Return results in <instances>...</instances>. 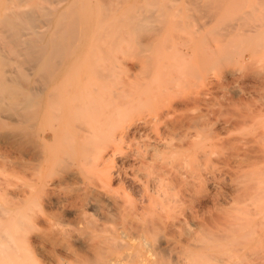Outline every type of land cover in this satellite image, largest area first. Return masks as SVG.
Here are the masks:
<instances>
[{"label":"bare ground","instance_id":"obj_1","mask_svg":"<svg viewBox=\"0 0 264 264\" xmlns=\"http://www.w3.org/2000/svg\"><path fill=\"white\" fill-rule=\"evenodd\" d=\"M54 1L0 0V264H168L170 257L177 264L204 258L228 264L258 255L264 98L249 102L229 85L232 77L224 83L231 97L226 92L223 101L191 89L208 65L232 57V48L254 40L264 45L258 8L264 1L222 18L216 11L241 0H181L179 16L204 15L210 24L223 19L214 24L215 39L201 36L202 23L200 36L193 32L197 38L189 41L165 35L172 0H146L147 6L99 0L94 7L90 0ZM119 9L122 17L106 19ZM128 39L140 52L142 78L109 86L111 67L95 66L113 59V48ZM156 41L171 54H146ZM145 109L148 117L132 115ZM220 122L234 137L214 129ZM126 178L141 185L140 199ZM208 182L218 198L200 213L192 206ZM169 189L181 194L179 214L169 207L179 201L167 196Z\"/></svg>","mask_w":264,"mask_h":264},{"label":"rangeland","instance_id":"obj_2","mask_svg":"<svg viewBox=\"0 0 264 264\" xmlns=\"http://www.w3.org/2000/svg\"><path fill=\"white\" fill-rule=\"evenodd\" d=\"M38 1V3L39 4H41V5H45V6H50L51 4H53L55 1L54 0H44V2L42 1V0H37ZM126 1H128L127 3L129 4H134V3H136V5L137 6H139L138 4H140V5H142V6H147V1L146 0H126ZM125 1V2H126ZM134 1V2H133ZM160 1H162V0H160ZM262 1V0H261ZM260 1V2H261ZM264 1V0H263ZM91 4H92V6L94 7L98 2H99V0H90L89 1ZM133 2V3H132ZM251 2V3H250ZM250 2H249V0H241L239 3H241V4H237V5H228V10L226 9L225 10V12H223V14H221V11H216V12H218V13H216L217 14V16H219L218 14H219V12H220V17H224V18H227L226 16H228L229 17V15H232L233 13H235L236 11H238V10H240V9H243V10H245V8L246 9H251L250 8V5H251V7H252V5L254 4V0H250ZM162 3H166L167 5H169L170 3V5H172L171 6V9L170 10H168V12L166 11V13L167 14H165L164 16V18L166 19V24H168L167 26H166V30H165V35L167 36V35H169V34H171V35H169V36H167L168 38H170V36L171 37H175V34H177L176 36L178 37V34H179V36H183L184 38H186L187 40H185V41H189L190 39H192L191 38V36H192V34H194V33H196L197 31L199 32V29L198 28H200V26L198 25V24H202L203 23V25H202V29H203V34H204V32H206V34L207 35H203L202 33H201V30H200V32L199 33H201V36H205V37H208V40H213V39H215V34H214V32H215V30H213L214 29V24L215 25H217V27L219 26L218 25V23H219V19H217V21H216V19H215V21L217 22V23H215L214 22V20H211V24L209 23V21L207 22V20L206 19H208L207 18V16H202V15H194L195 17H193V18H186V17H184L183 15H178V14H182L181 12H179L178 10H177V8L179 9V8H182V2H181V0H172V1H170V3H169V0H163L162 1ZM249 4V6L247 5V4ZM262 3H264V2H261V4L258 6V8L259 9H261V10H263L264 9V4L262 5ZM145 4V5H144ZM245 4V5H244ZM124 5V4H123ZM122 5V7L121 8H123L124 6ZM247 5V6H246ZM262 5V6H261ZM233 6V7H232ZM245 6V7H244ZM234 8V9H233ZM237 9V10H236ZM124 9H119L118 11H116V12H108L107 14H106V19H112L113 17H117V18H120V17H122L123 16V14H124ZM121 12H123L122 13V15H121ZM232 12V13H231ZM225 13V14H224ZM229 13H231V14H229ZM172 14V15H171ZM227 14H229V15H227ZM176 15V16H175ZM172 16H174L175 18H171ZM180 17V19L182 20H184L183 21V23L179 20V17ZM198 16V17H197ZM216 16V17H217ZM112 17V18H111ZM177 18H178V21L179 22H181L182 24H180V28L179 29H177V27H178V25H176L175 26V23H177L178 21H175V20H177ZM202 18H205V20L204 19H202ZM217 18H219V17H217ZM200 19H202V20H200ZM171 20V21H170ZM209 20V19H208ZM221 20H223V19H221ZM221 20H220V23L219 24H221L222 22H221ZM170 21V22H169ZM174 21H175V23H174ZM203 21H205V22H203ZM207 22V23H206ZM214 22V23H213ZM204 23H205V25L207 26L208 25V23H209V26L211 25V30L212 31H210V29H209V32L206 30V26L204 25ZM170 24H171V26H170ZM176 27V29H175V27ZM204 26V27H203ZM208 26V27H209ZM213 27V28H212ZM93 28H95L94 26H93ZM96 28H98V31H99V26L97 25L96 26ZM95 28V29H96ZM174 28V29H173ZM183 28V29H182ZM205 28V29H204ZM197 29V31H195ZM215 29H216V27H215ZM172 30V31H171ZM206 30V31H205ZM94 31H96L97 32V30H94ZM170 32V33H168V32ZM185 31H187L188 33H186ZM173 32V33H172ZM190 32H191V34H190ZM194 32V33H193ZM196 33V34H198L199 36H200V34L199 33ZM208 32V33H207ZM167 33V34H166ZM187 34V35H186ZM189 35H191V36H189ZM193 36H195V34L193 35ZM198 36V37H199ZM129 38V37H128ZM182 38V37H181ZM179 38V40H184V38ZM194 38H197V35L194 37ZM207 39V38H206ZM129 41L126 43V44H123L122 46H120L119 48H113L114 49V51L112 50V52H113V55H112V58L113 59H108V61L107 62H103V64H104V66H95V67H98V68H106V67H111V69H112V72H111V74H110V80H112V82H108V85L110 86L111 84H113L114 83V85H117V84H120V85H123V84H127V83H132V84H134V83H136L138 80H140V78H142V75H143V73H142V69H141V66H142V59L140 58V52L138 51V49H136V46L133 44V42L130 40V39H128ZM110 41V40H105L104 41V44H107L108 42ZM162 41V40H161ZM161 41H160V44H158L159 42H157L156 41V43L159 45V46H155V44L150 48V50H148V52H146V54H148V55H151L152 57H155V56H157V54L160 56V58L161 57H163L162 55H163V52H165L164 53V55H166V53L168 52H170L169 54H171V52H172V49H170V51L168 50H166V46L164 45L163 47H161L162 46V44H161ZM185 41H183V42H185ZM255 41V42H254ZM254 41H252V44H250L251 42H249V44L250 45H243V46H236V48L238 49L239 48V50H240V52H239V50H237V52L235 53L234 52V48H232V57L230 56V58L226 61V62H224L223 64H221V65H217V67L215 66L214 68L215 69H217V71L213 68V69H211L212 68V66H214V65H212L211 67H209L210 65H208V68L206 67L205 68V70H204V72L206 71V72H208V73H203L204 74V77L203 78H205L206 76H207V80L206 81H204L205 79H199V80H196V84L192 87V89H191V92H194V93H198V94H200L201 96L203 95L204 97H207V98H215V99H217L218 101H219V99H220V101H223V99L225 100L227 97H228V94H229V97H231V93L228 91V87L227 86H225V85H228V84H224V83H228L229 82V80L231 79L230 77H232V79L230 80V82H229V85L230 86H232L231 85V83H233L234 85V90H238V91H240L241 89H242V96L243 97H245V96H247V94H248V97H245V98H247L248 100H249V102H252V101H258L257 100V98H259V99H263L264 98V90L263 91H261V90H257V89H255L254 87L255 86H264V68L262 69V66L264 67V59H262V57L264 58V56H263V53L264 52H262L263 50H264V45L261 47V45H259L258 43H257V41L258 40H254ZM182 41H181V43H183ZM253 42H254V44H253ZM162 43H164V42H162ZM238 43H240V42H237V44L236 45H238ZM256 43L258 44V46H260L259 48L262 50H260L259 48H257L256 46ZM243 44V43H242ZM239 45H241V43L239 44ZM155 46V48H153ZM246 47H248V48H246ZM109 48V47H108ZM124 48V49H123ZM159 48H160V50H159ZM243 48V49H242ZM253 48V49H252ZM135 49H136V51H135ZM165 51H164V50ZM249 49V50H248ZM156 50V51H155ZM247 50V51H246ZM254 50H255V52L258 50V52H256V53H254ZM134 51V52H133ZM162 51V52H161ZM137 52V53H136ZM149 52H152V54L151 53H149ZM154 52H156L155 54H154ZM158 52H161V53H158ZM244 52V53H243ZM167 53V54H168ZM235 53V54H234ZM135 54H137V56H135ZM139 54V55H138ZM153 54L155 55V56H153ZM233 54H234V58H233ZM238 56H237V55ZM253 54V55H252ZM257 56H256V55ZM159 56L157 57V58H159ZM255 56L257 57V59L255 58ZM260 57V58H259ZM254 58V59H253ZM233 59H235V60H233ZM259 59L261 60V61H259ZM233 60V61H232ZM257 60V61H256ZM263 60V61H262ZM109 62V63H108ZM230 63V64H229ZM105 64H107V66H105ZM109 64H111V65H109ZM262 65V66H261ZM219 66V67H218ZM253 66V67H252ZM259 67V68H258ZM244 68H246V69H244ZM249 69V70H248ZM255 69V70H254ZM208 70V71H207ZM234 70V71H233ZM246 70V71H245ZM259 70V71H258ZM262 70V71H261ZM244 71H245V73H244ZM249 71V72H248ZM251 71V72H250ZM254 71V72H253ZM257 71V72H256ZM228 72H231V73H233V75L232 76H230L229 75V73ZM244 73V74H243ZM258 73H259V75H258ZM262 73V74H261ZM255 74V75H254ZM245 75V76H244ZM253 75V76H252ZM237 76V77H236ZM243 77V78H242ZM246 77V78H245ZM263 77V78H262ZM233 79H235V80H233ZM260 80V81H259ZM216 81V82H215ZM256 82V83H255ZM200 83V84H199ZM214 83V84H213ZM218 83H220V85L218 84ZM255 83V84H254ZM262 85H261V84ZM211 84H213V85H211ZM216 85V86H215ZM217 85H219V86H217ZM113 86V85H112ZM254 86V87H253ZM217 87V88H216ZM227 87V88H226ZM250 89H249V88ZM213 88V89H212ZM215 88V89H214ZM223 88V89H222ZM237 88V89H236ZM240 88V89H239ZM245 88V89H244ZM255 89V91H254V89ZM247 89L249 90L248 91V93H246V91H247ZM251 90V91H250ZM219 91V92H218ZM214 94H212V93ZM216 92H217V94H216ZM220 92H221V94H222V96H221V94H220ZM226 92L228 93V94H226ZM241 92V91H240ZM202 93V94H201ZM204 93H205V95H204ZM253 93V94H252ZM208 94L209 95H211V96H208ZM251 94V95H250ZM213 95V96H212ZM225 95H227V96H225ZM245 95V96H244ZM263 95V96H262ZM220 96V97H219ZM249 96H251V97H249ZM261 97V98H260ZM250 98V99H249ZM252 99V100H251ZM217 109H219V108H216L215 110H217ZM141 111V110H140ZM140 113V114H139ZM149 113H150V111H148L147 109H145V110H142L141 112H139V111H137V112H135V113H133L132 115H135V116H137V117H139V116H141V117H148L149 116ZM144 114V115H143ZM214 121H216L215 119H213ZM221 124L222 125H224L223 123H217L215 126H214V129L216 130V129H218V131H220V132H222L225 136L228 134V136L230 137L231 135L234 137V135H233V133H231V132H227L226 131V129L224 128V126H221ZM217 127V128H216ZM221 129V130H220ZM225 131V132H224ZM148 132H150L149 130H148ZM118 160V161H117ZM123 160V161H122ZM116 161H117V166H121L122 164H123V162H124V159H122V158H117L116 159ZM122 161V162H121ZM120 162V163H119ZM128 162H129V164L130 165H133L134 163H135V161H133V160H128L127 162L125 161V163L126 164H128ZM131 162V163H130ZM119 164V165H118ZM126 179H128V180H126ZM126 179H124V181L126 182L125 183V186L126 187H128L129 186V188H128V190L129 191H131V193L132 194H134V196L136 197V199L138 198V199H140L141 197L139 196V194L141 195V191H142V189H141V185H139V184H137V183H133L129 178H126ZM229 180V179H228ZM130 183H129V182ZM226 181V182H225ZM225 182V186H226V188H228L229 186L228 185H230V180L229 181H227V179L225 180V179H223V183ZM129 183V184H128ZM132 183V184H131ZM227 183H228V185H227ZM207 184H208V186H207ZM206 184V188H207V190L206 191H204V193H202L201 195H200V199L199 200H197V202H195L194 204H193V206H192V209L193 210H198L200 213L202 212V211H204V209H205V207L206 206H208V204L209 205H213L212 203H215L216 202V200H217V196H218V189L217 188H215V186L211 183V182H208ZM210 184V185H209ZM133 185V186H132ZM132 186V187H131ZM135 186V187H134ZM136 186H137V188H139V189H136ZM213 186V187H212ZM228 186V187H227ZM132 189H131V188ZM211 187H212V189H211ZM135 189V190H134ZM217 189V190H216ZM141 190V191H140ZM209 190V191H208ZM134 191V192H133ZM214 191V192H213ZM138 192H139V194H138ZM170 192V193H169ZM209 192H211V193H209ZM207 193H208V195H207ZM138 194V195H137ZM168 194L169 195H167V196H172L174 199L176 198V200L178 199L179 201H178V203L177 204H179L180 202H182V199H180L179 197H181V194L178 192V190L176 189H173V190H171V189H169L168 190ZM173 194V195H172ZM180 195V196H179ZM215 195V196H214ZM223 196H221L222 198H224L222 201L224 202V203H226V205H228L227 204V202L229 203V199H227V196H224V195H226V193H224L223 192V194H222ZM171 197V198H172ZM215 197H217V198H215ZM220 197V198H221ZM182 198V197H181ZM215 199V200H214ZM173 200V199H172ZM172 200H170L169 201V197L167 198V201L166 202H168L169 201V207L171 206V211H173V208L174 207H176L177 209L175 210L177 213L176 214H179L180 212H178V210L179 211H181L182 210V207H184V204L182 203H180V208H179V205H177L176 203L174 204L173 203V201ZM199 201V202H198ZM215 201V202H214ZM174 202H177V201H174ZM189 203L190 202H188V203H186V205L187 206H189ZM231 206H233V205H228V213H230V212H232V209H233V207H232V209H229V208H231ZM236 207V208H235ZM179 208V209H178ZM89 210L87 211V213L89 212V215H92L93 214V211H92V209L91 208H88ZM234 209L235 210H233V211H236V213H238L237 212V206H234ZM90 211H92V213L90 214ZM182 212V211H181ZM184 225H186V224H183V226ZM189 227V224H187L186 225V227L184 226V228L185 229H187ZM257 254L258 255H253L252 257H250L251 255H248L249 257H250V259H249V257L248 256H246V257H241V258H234V259H231L230 261H228V264H254L255 262H257V264H264V257H263V254H264V250H262V251H258L257 252ZM262 256V257H261ZM255 257V258H254ZM204 259H206V258H204ZM204 259H199V261H197V263L195 262V263H193V262H187V261H182L183 263H181V264H198V263H200V264H207V262H208V264H209V260L210 259H207V261L206 260H204ZM260 260V261H259ZM168 261H170V263L168 262V264H177V261H176V259L174 258L173 260L171 259V257L170 258H168ZM251 262H253V263H251ZM259 262V263H258ZM256 264V263H255Z\"/></svg>","mask_w":264,"mask_h":264}]
</instances>
